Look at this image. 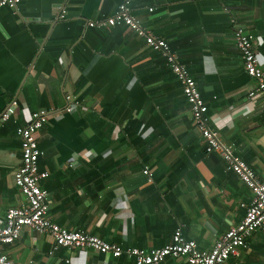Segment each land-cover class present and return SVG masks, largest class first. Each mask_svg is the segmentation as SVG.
Here are the masks:
<instances>
[{"label":"crops","instance_id":"crops-1","mask_svg":"<svg viewBox=\"0 0 264 264\" xmlns=\"http://www.w3.org/2000/svg\"><path fill=\"white\" fill-rule=\"evenodd\" d=\"M121 2L22 0L17 12L0 9V116L18 102L11 118L0 121V221L27 202L14 183L21 165L17 127L27 112L44 108L54 113L37 134L52 221L142 249L166 246L182 226L186 238L210 250L241 222L251 190L219 154L206 153L162 54L124 27L85 26ZM132 6L189 68L210 115L218 117L221 141L264 182V99L246 105L256 82L234 39L237 27L254 34L264 69V0H132ZM70 94L82 106L66 113ZM51 246L50 235L24 228L0 252L17 264H134L92 249L49 254ZM227 264H264V235L254 234Z\"/></svg>","mask_w":264,"mask_h":264},{"label":"built area","instance_id":"built-area-1","mask_svg":"<svg viewBox=\"0 0 264 264\" xmlns=\"http://www.w3.org/2000/svg\"><path fill=\"white\" fill-rule=\"evenodd\" d=\"M21 1L0 0V9L8 8L17 12ZM61 17H65L64 10ZM85 26L97 29L124 27L141 38L149 49L162 54L182 86L183 93L191 107L195 127L205 141L206 153L220 155L228 168L251 190V201L242 204L244 216L241 222L227 230L210 250L200 249L195 240L186 238L182 232V226L175 230L169 244L153 249L123 247L97 235L83 231H71L52 221L47 215L48 192L42 187L41 182L49 176V171L42 170L39 166L44 152L39 147L37 134L54 113L42 108L27 112L24 123L16 130L21 140V165L14 172V183L24 194L27 202L7 210L5 218L0 221V244L15 243L20 239L23 229L29 228L40 234L50 235L52 246L49 254H54L60 248L92 249L96 253L115 258L126 256L132 259L134 264H161L167 258L184 259L187 264H227L230 257L238 255L240 249L248 246V240L254 234L261 232L264 235V182L253 167L236 152L233 145L221 141L217 126L218 117L215 119L210 115L209 105L203 98L189 68L181 61L166 39L148 29L134 15L132 0H123L111 15L89 20ZM234 39L246 73L256 82V87L249 92L246 98L247 105L259 98L264 99V69L256 50L257 37L245 28L237 27L234 31ZM66 102L67 106L63 110L66 113L72 112L75 107L82 106V102L71 94L66 96ZM17 106L18 102L14 100L11 108L0 116V121H8L13 108ZM24 111L28 110L24 109ZM57 114L59 113L55 115ZM144 173L149 177L153 175L148 167H145ZM0 264L17 263L7 254L0 252Z\"/></svg>","mask_w":264,"mask_h":264},{"label":"trees","instance_id":"trees-1","mask_svg":"<svg viewBox=\"0 0 264 264\" xmlns=\"http://www.w3.org/2000/svg\"><path fill=\"white\" fill-rule=\"evenodd\" d=\"M119 5V4H118ZM92 58V54L87 55L86 59H85V63H87L90 59ZM40 164V161H39Z\"/></svg>","mask_w":264,"mask_h":264}]
</instances>
